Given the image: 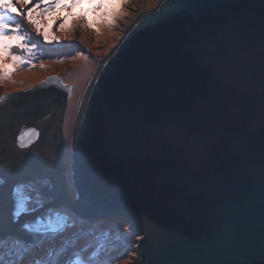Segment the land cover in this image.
I'll list each match as a JSON object with an SVG mask.
<instances>
[{"label":"water","instance_id":"1","mask_svg":"<svg viewBox=\"0 0 264 264\" xmlns=\"http://www.w3.org/2000/svg\"><path fill=\"white\" fill-rule=\"evenodd\" d=\"M73 88L59 72L0 94V243L37 244L46 225L73 219L13 227L14 184L44 176L21 186L28 208L128 221L135 264H264V0H160L128 26L75 124L76 198L65 173ZM33 126L39 151L17 149ZM52 130L55 161L44 148Z\"/></svg>","mask_w":264,"mask_h":264},{"label":"rangeland","instance_id":"2","mask_svg":"<svg viewBox=\"0 0 264 264\" xmlns=\"http://www.w3.org/2000/svg\"><path fill=\"white\" fill-rule=\"evenodd\" d=\"M159 1L123 0L121 13L112 19L118 9V0L100 3L93 0V3L86 5L88 13L86 18L75 21L72 28H68L66 25L71 16L69 13V16L64 17L55 26V36L47 26L41 28V21L35 20L34 17L29 19L32 17V9H28L25 3L23 8L26 14L15 21L24 38L6 40L4 39L6 29L0 31V94H5L9 86L36 83L59 72H62L64 78L73 79L65 170L72 198H76L73 181L74 128L85 93L102 60L128 26L145 9L156 6ZM39 3L40 16H43L46 10H52L57 6L46 4L44 0H39ZM59 3L60 0H57V4ZM0 5H6L11 11H15L10 0H0ZM71 7L75 8L76 5L73 4ZM100 10H103V15ZM44 24L46 25L47 21ZM68 49L69 52H66ZM54 50L55 53L57 51L66 53L55 56L52 55ZM67 211L73 214V219L50 225L40 243L31 244L15 235L0 243V264H54L58 254L71 246L74 248L66 264L136 263L137 240L140 235H136L130 223L124 219L82 218L65 205L50 206L32 219Z\"/></svg>","mask_w":264,"mask_h":264},{"label":"snow or ice","instance_id":"3","mask_svg":"<svg viewBox=\"0 0 264 264\" xmlns=\"http://www.w3.org/2000/svg\"><path fill=\"white\" fill-rule=\"evenodd\" d=\"M100 2H108V0H95V3ZM27 3L28 9H32V19L33 17L35 20L41 21V28L47 26L49 31L53 36H55L54 28L55 26L60 23V21L69 16L68 22L66 27L72 28L75 21L86 18L88 13L86 11V5L89 3H93V0H60V3L57 4V0H44L46 4H54L57 5L52 10H46L43 16L38 15L41 10V5L39 0H10V4L15 8V11H11L6 5H0V31H5L4 39L6 40H22L24 37L20 34V28L16 26V19L25 15V10L23 5ZM75 4L76 7L73 8L71 5ZM64 5H68L69 7L65 8ZM35 6V7H33ZM123 8V0H118V9L116 13L111 17L114 19L115 15H119L121 13V9ZM101 11V15L104 14L103 10ZM33 20V22H35ZM47 21L45 25L44 22ZM12 33H16L17 35H11ZM15 45H13L14 47ZM5 184V180L0 178V187ZM21 185L14 186L13 188V198L15 200V212L14 216L18 217L21 212L25 211L23 201H16V197L20 192ZM17 222V220H14Z\"/></svg>","mask_w":264,"mask_h":264},{"label":"flooded vegetation","instance_id":"4","mask_svg":"<svg viewBox=\"0 0 264 264\" xmlns=\"http://www.w3.org/2000/svg\"><path fill=\"white\" fill-rule=\"evenodd\" d=\"M14 145L17 149L24 150V151H27V150L28 151L29 150L39 151V147L41 146V140L39 139V131L36 130L35 126H33V128L29 131V133H26V134L21 133ZM44 148L46 152L48 153L49 157L52 158L53 161L57 160L58 151L61 148L60 137L57 131L55 132L52 130L49 133V136L44 141ZM63 154H64V150H63ZM65 168H66V165H65ZM42 177L44 176H33L29 178H23L22 180H19L17 183H15L14 186H18V185L23 186L25 183L27 184L29 182L36 181L38 178H42ZM47 179L49 181V185L46 190H47V193H49L52 197L53 195H55L56 191L58 190V185H56V183L52 181L50 178H47ZM13 188L11 189L10 194H9L8 215L10 217L11 224L13 225V227L16 230H20L23 232L22 230L23 227L30 229V227L35 226L31 222H29L30 219L32 220V218L35 217V215H37L39 212L41 213L45 211L46 209L50 208V206L45 208L44 210L42 209L41 205L40 206L34 205V207L32 208L31 207L28 208L27 202L29 201L30 196L22 195L21 190H20V192L18 193L16 197V201L17 202L23 201L25 211L21 212L18 217H15L14 212L16 209H15V200L13 198ZM51 207H54V206H51ZM54 214H58V213H54ZM65 216H66L65 214H62L60 219L64 220ZM55 219H57V217H55ZM14 220H17V222H14ZM50 221H48V223ZM48 226L50 225H46V227ZM31 229L33 230V228ZM36 231H42V230L37 229Z\"/></svg>","mask_w":264,"mask_h":264},{"label":"trees","instance_id":"5","mask_svg":"<svg viewBox=\"0 0 264 264\" xmlns=\"http://www.w3.org/2000/svg\"><path fill=\"white\" fill-rule=\"evenodd\" d=\"M69 52V49L66 51ZM66 52H59L55 53V50L52 52V55L60 56L61 54H65ZM73 246L65 248L62 252L58 254V259L54 262V264H66L68 260L70 259L69 256L71 255L73 251Z\"/></svg>","mask_w":264,"mask_h":264},{"label":"bare ground","instance_id":"6","mask_svg":"<svg viewBox=\"0 0 264 264\" xmlns=\"http://www.w3.org/2000/svg\"><path fill=\"white\" fill-rule=\"evenodd\" d=\"M148 9H150V8L145 9V11L148 10Z\"/></svg>","mask_w":264,"mask_h":264}]
</instances>
